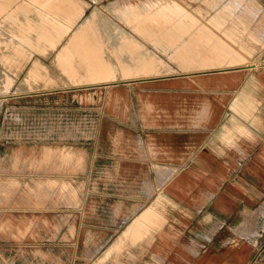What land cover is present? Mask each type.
Wrapping results in <instances>:
<instances>
[{
  "label": "crops",
  "instance_id": "obj_1",
  "mask_svg": "<svg viewBox=\"0 0 264 264\" xmlns=\"http://www.w3.org/2000/svg\"><path fill=\"white\" fill-rule=\"evenodd\" d=\"M76 1L115 14L99 43L116 58L91 100L55 103L91 135L0 143V264H28L39 238L28 184H71L68 264H264V0H0V18L40 31Z\"/></svg>",
  "mask_w": 264,
  "mask_h": 264
},
{
  "label": "rangeland",
  "instance_id": "obj_2",
  "mask_svg": "<svg viewBox=\"0 0 264 264\" xmlns=\"http://www.w3.org/2000/svg\"><path fill=\"white\" fill-rule=\"evenodd\" d=\"M96 1L99 2V0ZM96 6L97 8L92 7L91 12L90 10L77 12L78 8H83L81 4L76 6V13L60 11L46 13L42 11L43 13L39 15L38 19L43 21L47 28L40 31L39 20L35 22L29 19L25 23L17 12L14 13L19 19L17 21L11 20L9 15L0 18L1 144L39 145L42 142L44 145L51 146L49 143L58 140L61 136L82 139L91 135L92 127L82 122L86 110L79 108V105L68 109L55 106V103L63 101L64 105H67L69 98L72 100L75 95V104H84L87 100L92 99L90 94L92 90H99L102 84L100 81L110 77V69L116 58L117 46L104 42L100 45L99 42L103 31L112 32L111 42H115L116 30H103L101 26H103L102 22L109 23L115 20L116 16L112 12H108L107 16L100 10V4ZM131 6L134 5L126 7L117 5L113 6V10L120 17L128 18L132 15L135 19H139L142 14ZM34 16L32 14V17ZM89 21H93V23L86 24ZM73 22L78 25L74 30H71ZM79 22H84L86 25L82 26ZM92 24L94 29H88L87 27ZM78 29L81 30V33L75 32ZM94 31H96V35ZM67 35H70V39H65L62 45H59ZM90 35L93 38L96 37L97 44L95 43V46L99 47L98 52L96 47L94 48V44L85 43L84 37ZM80 46L81 50L84 49L83 47L86 49L89 47L88 50L91 47L96 49L92 54L90 52L89 56L92 61L93 53L97 52L98 54L99 49L103 53L100 56L98 54L99 59L95 54V59L97 58V61L101 62L98 63L100 64L98 68L104 73L101 80L93 81L92 77L87 74L89 72L86 68L87 65H83V62L86 64L85 61H87L83 56L84 53L81 52V57L77 52H74L75 55L71 52V48L80 49ZM86 49L84 50L86 51ZM74 50L77 51V49ZM59 51L60 53H58ZM39 53L45 60L40 59ZM61 53L67 55L70 53L76 67L79 65L78 69L71 71L70 67L67 68L70 56H58ZM75 71L78 74L75 75ZM76 81L77 83H75ZM52 85L58 87L48 88ZM49 89L53 91H47ZM50 161L45 160L44 165L51 166ZM5 174L6 170L0 163V179ZM29 179L34 180L39 177H30ZM69 186L71 184H28L29 201L39 200V238L29 237L28 264H68L67 232L72 217L67 210ZM31 220L34 223V215H29V224H32ZM70 231L73 233V227Z\"/></svg>",
  "mask_w": 264,
  "mask_h": 264
},
{
  "label": "bare ground",
  "instance_id": "obj_3",
  "mask_svg": "<svg viewBox=\"0 0 264 264\" xmlns=\"http://www.w3.org/2000/svg\"><path fill=\"white\" fill-rule=\"evenodd\" d=\"M70 3V2H69ZM43 5V4H42ZM48 5H50V4H48ZM69 5V4H68ZM79 4H78V1H76V4H75V8H76V6H78ZM45 9L46 8H49L50 9V7H53V6H51L50 5V7H45V6H43ZM174 8V7H173ZM55 9H57V8H55ZM54 8H51L50 9V11L52 12V13H55L56 12V10H55ZM79 11V8L77 9V12ZM75 13H76V11H74ZM65 13H67V12H65ZM72 13V12H71ZM62 14V13H61ZM190 14V13H189ZM59 15V14H58ZM68 16V15H67ZM68 17H70V16H68ZM69 19H71V17L69 18ZM212 21V20H211ZM85 22V21H84ZM80 23L82 26L83 25H86V24H88V23H90V22H92L93 23V21H89V22H86V24L85 23ZM96 23V22H95ZM80 24H79V26H80ZM78 25V24H77ZM96 25V24H95ZM91 26H93V24L91 25ZM96 27V26H95ZM80 28V27H79ZM86 28V27H85ZM84 29V28H83ZM81 30H82V27H81ZM81 30H76L75 32L77 33H81ZM97 31V30H96ZM96 31H94V33H95V35H96ZM98 31H100V30H98ZM99 33V32H98ZM97 33V34H98ZM76 41L74 40V43H75ZM97 44V43H96ZM90 45H92V44H90ZM91 47V46H90ZM96 46H95V44H94V48H95ZM84 49H86L85 47H83ZM88 48L89 47H87V49H86V51L84 50V49H82L81 50V46H80V49L79 48H71L72 49V51L71 52H73V54H74V52H77V54L79 55V56H81L82 55V53H84V58H86L87 59V61H85V63L86 64H84V62H83V65H87V71H89L87 74L88 75H90L92 78V80L93 81H99V80H101V78L104 76V73H103V71H101L99 68H98V66H100V64H98V63H101V62H99V61H97V58L95 59V57L96 56H98V54H99V56H100V54L102 53L101 51H100V49H99V53L97 54V52H98V48L96 47V49H97V52L95 53V54H97L96 56H95V54L93 53V61L90 59V57L91 56H89L90 55V52H91V54H92V52H95L96 51V49H93L92 47H91V49H89L88 50ZM74 49H77V51H75ZM89 52H88V51ZM70 52V53H71ZM82 52V53H81ZM58 53H60V51L58 52ZM70 53L67 55L66 53H61V54H59L58 56H70ZM88 53V54H87ZM72 54V53H71ZM103 54V53H102ZM75 55V54H74ZM57 56V55H56ZM73 56V55H72ZM99 56H98V59H99ZM82 57V56H81ZM251 58V57H250ZM69 60V64L68 65H66V67L67 68H69L70 67V70L71 71H74V70H77L78 68V66L76 67V63L73 61V59H72V57L70 56V59H68ZM96 60V61H95ZM96 62H97V64H96ZM73 63V64H72ZM75 63V64H74ZM82 63V62H81ZM77 64H79V63H77ZM80 66H81V64H80ZM102 66V65H101ZM77 68V69H76ZM103 68V67H102ZM101 68V69H102ZM107 70V69H106ZM74 74L76 75V74H78V72L77 71H75L74 72ZM75 83H77V81L75 82Z\"/></svg>",
  "mask_w": 264,
  "mask_h": 264
}]
</instances>
